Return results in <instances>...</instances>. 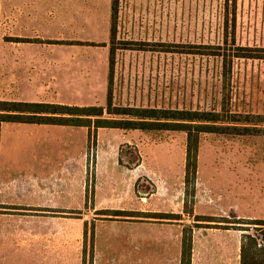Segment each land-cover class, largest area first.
<instances>
[{
	"label": "rangeland",
	"instance_id": "1",
	"mask_svg": "<svg viewBox=\"0 0 264 264\" xmlns=\"http://www.w3.org/2000/svg\"><path fill=\"white\" fill-rule=\"evenodd\" d=\"M12 2L24 12L39 15L41 20L49 22L46 28L25 31L30 37L38 33L39 38L28 41L43 45L18 50L28 55L46 53L54 61L49 73V80L53 75L57 77L54 91H50L55 93L48 97L52 103L106 109L108 92H111L112 104L119 108L215 109L264 115L263 59L234 58L229 62L228 57L225 63L220 56L185 53L190 50L209 53L210 50L201 46L225 47L228 55L236 46L264 48V0ZM110 9L114 37L111 29H70L78 19ZM69 40L76 41L75 47L60 45ZM9 41H14L9 38V30L2 29L0 49H6ZM78 56L88 68L97 66L98 70L101 63L98 57H107V93H98V88H92L91 83V90L96 94L80 87L79 83L87 76L91 77L89 82L96 81L91 73L68 75L64 71L65 58L77 59ZM100 73L101 70L97 72ZM4 114L0 113V171L15 174L26 167L23 159L7 158L11 153H61L54 132L48 137L47 150L40 151L37 144L44 141V135L30 136L24 125H2L6 119ZM104 117L120 118L107 112ZM86 136L87 133L74 136L78 144L74 153H83ZM50 148L53 151H49ZM63 148L66 147L63 145ZM88 153V204H93L97 198L98 202L104 199L107 205L118 207L99 209L94 213L96 219L103 214L116 215L115 211L122 209L125 212H118L122 217L146 218L152 212L142 210H167L169 214L164 215H180L191 221L188 227L198 228V224L206 225L196 221L199 217L214 216L211 219L216 223L222 221L219 226L223 227L228 226L226 221L236 222L237 214L264 213V134L203 135L194 183L186 179V135L182 132L101 128L88 141ZM96 154L100 162L98 169ZM50 160L53 162L52 158ZM77 172L75 165L74 173ZM247 223L248 233L258 244L251 247L252 241L247 239L248 250L256 253L258 262L264 263V226ZM120 228L130 237L112 238L113 241L122 240L121 245H130L131 228ZM120 228L112 231H120ZM13 233L16 238L20 231ZM15 238L8 239L6 246H12ZM21 244L17 238L13 242V245Z\"/></svg>",
	"mask_w": 264,
	"mask_h": 264
},
{
	"label": "crops",
	"instance_id": "2",
	"mask_svg": "<svg viewBox=\"0 0 264 264\" xmlns=\"http://www.w3.org/2000/svg\"><path fill=\"white\" fill-rule=\"evenodd\" d=\"M17 6L12 0H0V38L2 29H8L9 38L26 40L9 41L6 49H0V102L52 103L48 97L55 93L50 91H54L57 77L53 75L49 80V73L54 68V61L46 53L28 55L18 50L24 46L43 45L28 41L30 38L32 41L34 37L39 38L38 33L30 37L25 31L46 28L49 22ZM111 11L103 10L92 17L77 18L79 22L72 23L70 29L110 30ZM69 41L60 45L75 47L76 41ZM98 58L101 62L99 70L97 66L88 68L79 56L77 59L66 57L64 71L68 75L91 73L96 81L89 82L91 77L87 76L84 82L79 83L80 87L96 94L91 90V83L92 88H98V93L105 94L108 86V59ZM53 103L77 105L57 101ZM4 124L24 125L30 136L44 135V141L37 144L40 151L47 150L48 137L54 132L62 150L61 153H11L7 156L23 159L26 167L15 174L0 171V264H182L184 229L191 224L186 218L171 220L104 214L98 219L94 218V213L99 209L115 210L118 207L107 205L104 199L98 202L95 198L93 204H88L86 199L88 128L10 122ZM82 133H87L83 153H74L78 146L74 136ZM31 148L33 150V144ZM95 156L98 169L99 157L97 154ZM75 165L78 167L77 173H74ZM161 211L142 210L152 212L150 214H169L167 210L162 211L164 213ZM235 219L241 223L236 221L227 224L229 227L225 228L218 226L222 223L205 222L204 226L192 228L191 264H256L250 262L248 248H245L244 253L246 235H250L246 224L248 221H264V213L237 214ZM120 226L131 228L130 245H121L122 240L113 241L112 238L124 239L128 236L127 231H123ZM116 228L121 230L112 231ZM14 231H20L16 238L22 242L21 245H13L16 240ZM13 238L12 246H6L8 239Z\"/></svg>",
	"mask_w": 264,
	"mask_h": 264
},
{
	"label": "trees",
	"instance_id": "3",
	"mask_svg": "<svg viewBox=\"0 0 264 264\" xmlns=\"http://www.w3.org/2000/svg\"><path fill=\"white\" fill-rule=\"evenodd\" d=\"M114 37V29H111ZM14 41L24 39L13 38ZM227 44V40H226ZM235 45V44H234ZM205 47L209 53L190 50L185 53L205 54L208 56H220L225 63L235 59H263L264 48L236 46L227 53V48L210 46ZM169 50V49H166ZM224 50V52H222ZM107 108L96 106H69L57 103H23V102H0V113L6 116L4 122L26 123L39 125H59L85 127L89 130V142L96 136V131L101 128H114L125 130L140 131H169L182 132L186 135V179L187 182H195L198 153L203 135H263L264 134V115H242L240 113L226 112L225 110L211 111L206 110H179V109H159V108H119L112 104L111 92H108ZM107 112L110 116H120V118H105ZM124 116V117H123ZM89 151L92 147L89 144ZM117 214H105L107 216H122L119 211ZM124 216V215H123ZM128 216V215H125ZM180 215L150 214L147 217L180 220ZM212 217L198 218L197 222H217ZM222 222V221H218ZM253 225H264V221H250ZM227 224L233 223L226 221ZM236 223H241L237 221ZM243 223V222H242ZM198 224L196 227H200ZM219 226V225H218ZM227 228L229 226H224ZM252 241L251 247L257 246V240L251 235H246V240ZM192 228L186 227L183 234L182 264H191V244ZM247 247V243L244 246ZM250 262L260 263L255 252L249 251ZM245 262V260H244Z\"/></svg>",
	"mask_w": 264,
	"mask_h": 264
}]
</instances>
